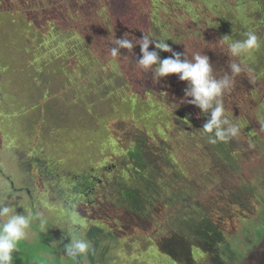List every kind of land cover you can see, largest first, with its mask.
Returning <instances> with one entry per match:
<instances>
[{
    "label": "rangeland",
    "instance_id": "374dc122",
    "mask_svg": "<svg viewBox=\"0 0 264 264\" xmlns=\"http://www.w3.org/2000/svg\"><path fill=\"white\" fill-rule=\"evenodd\" d=\"M230 1L204 0L207 15H203V20L209 28L200 34L208 37L207 41L219 40L212 35L218 34V30L223 31V35L231 31L241 34L244 26L252 28L251 31L260 29V34H264V16H261L264 0H238V3L242 2L241 6ZM36 2L29 5L33 3V8H36ZM48 2L46 0L42 5ZM12 3L9 8L3 9L4 6L0 10V78L4 79L0 82V200L11 203L18 213H31L34 217L41 213L46 221L42 229L41 219L37 217L33 220L27 242H19V251L13 252V264H70L74 258L68 261L62 254L56 256L53 248L61 243L63 237L71 240L70 230L71 235L87 239L92 245L93 250L81 257L82 264H185L173 242L155 240L163 236L165 230L175 228L170 236L173 238L177 226L188 232L185 225L189 220L183 219L187 210L180 206L182 196L179 192L172 194L168 206L162 209L156 220L133 215L121 218L115 211L117 202L109 204L104 197L101 198L102 191L110 189L116 178L123 174L127 176L117 171L121 163L127 162V156L121 158L122 152L119 151L111 156L112 143L116 138L111 135L110 127L114 128L111 124L122 119L121 111L125 117L140 111L134 126L140 131L155 132L157 127L164 130L162 125L171 127L167 115L160 118L156 113L149 112L155 104L152 97L145 93L129 96L126 91L127 82L132 77L128 76L127 65H119L116 61L128 63L134 58L136 61L137 55L125 52L119 60L106 57L100 61L77 32L76 35L64 32V24L51 19L38 29L34 21L28 20L26 6L16 1ZM119 7L115 6L113 10ZM191 8L196 7L192 5ZM236 12L239 19L235 22ZM68 17L74 20L75 13H70ZM241 20V26L237 25ZM38 40L64 43H60L59 48L43 52L46 53L45 60H34ZM198 40L206 42L205 39ZM49 42L44 45L52 46ZM198 46L202 47V44ZM31 62L41 70L35 78L25 79V70L18 66ZM245 65L253 69L251 76L255 78L254 82H257L256 78L258 82L255 86L248 80L249 86L254 85L250 90L247 86L246 96L250 100L243 105L260 102L259 106L245 107V117H235L230 112L225 114L235 120L233 123L237 122L244 133L239 140L233 138L228 141L231 144L235 141L234 145L240 142V152L234 155L235 161L223 162L221 159L212 164L205 177L207 181H200L202 191H198V204L205 207L220 206L216 203L221 201L222 196H226L229 202L231 198H239L245 205H233L241 216L236 219L237 224L231 222L227 225L230 237L211 257L204 260L205 254L194 246L195 243L190 245L191 260H195L196 264H264V63L257 58L253 64L246 61ZM72 66L79 71L71 69ZM65 68L69 70V78ZM244 74L247 76L245 79H249V75ZM51 77H57L66 84L47 87ZM141 81L156 90L152 81ZM118 82H121L120 86ZM137 86L134 82L130 90L134 91ZM78 91L84 98L74 102ZM133 98L136 99L134 103ZM189 111L196 112L195 106ZM252 118L254 123H251ZM106 125L110 127L106 128ZM134 127L131 122L120 129L130 137L134 134ZM74 129L84 134L86 139L92 138V141L84 148L73 145V142L70 144L66 136ZM138 145L149 151L147 143ZM116 148L113 145V149ZM183 154L182 149L178 156ZM187 155L184 159L177 158L169 165L170 168L162 169L163 176L175 174L178 179L173 177L174 185L179 188H184L186 182L190 184L187 177L193 174L185 168L188 165ZM93 184L95 192L91 189ZM79 192H87L85 197L89 204ZM240 194L241 198L236 197ZM247 201L260 207L256 211L250 210ZM156 229L162 232L156 234Z\"/></svg>",
    "mask_w": 264,
    "mask_h": 264
},
{
    "label": "trees",
    "instance_id": "16d2710c",
    "mask_svg": "<svg viewBox=\"0 0 264 264\" xmlns=\"http://www.w3.org/2000/svg\"><path fill=\"white\" fill-rule=\"evenodd\" d=\"M12 1H16L19 5L23 4L26 6L28 20L34 21L38 29L43 28L46 21L51 19L56 20L58 24H64V32H74L75 35L77 32V34L81 35V37L87 41L89 44L88 46L95 51L100 61H102V58L106 57L119 60L121 55H124L125 52L136 54L138 59L141 55L139 44H135L132 51L120 49V54L113 57L111 56L110 49L115 45H113L112 41L114 38H123L126 36L130 40L132 39L134 43H139V39L143 33H146L150 34L153 39L165 40L173 50L175 48L178 52L186 53L188 59H192L195 53L207 55L210 59V63H212L214 75L217 77L222 76L225 71L228 70L229 57L223 48L217 47L218 39H215L214 42L209 40V42L206 40L209 39L208 37L204 38L202 34H200L202 31L205 32L204 30L209 28L203 20V15H207L204 0H158V2L157 0H48L49 2L46 5H42V2L46 0H0V10H2L4 6L3 9L12 6ZM258 1L260 2V0ZM30 2H36V8H33V3L29 5ZM230 2L236 6H241L242 4V2L238 3V0H231ZM119 5L120 7L118 9L113 10L115 6ZM192 5L196 8L192 9ZM239 8L240 7H238V9ZM56 9H58V11H55ZM233 9L238 10L236 8ZM70 13H75L74 20L68 17ZM57 15H59V17H57ZM171 15L174 16V18H171ZM178 16L183 18L180 19ZM261 16H264V9L261 10ZM196 19H198V21ZM238 19L237 13L234 19L235 22L236 20L238 21ZM241 22L242 20L237 25L241 26ZM158 23L161 25L159 26ZM252 26H254V24ZM244 27L245 30L241 34L231 31L228 36L236 40L244 39V34L252 29L249 26ZM213 29L216 30L215 28ZM258 30L260 29L254 30L253 32L259 37L260 47L251 51L252 54L248 56L247 59H244L252 64L256 62L257 58H259L261 63H264V34H260ZM218 31V34L212 35L219 38L223 37V31ZM260 36H262V39ZM92 38L96 39V41L92 40ZM198 38L201 40L205 39L206 42L199 41ZM42 41L44 40H38V43H36L37 53L34 56V60L38 58L45 60L46 58H44V55H46V53L43 52L59 48L58 45L64 43V41L47 40L44 41V43ZM47 42L52 44V46L49 47L44 45ZM199 44H202V47H199ZM153 48L154 45L151 46L150 50ZM92 54L95 56L94 52ZM170 55V52H160L161 58L169 57ZM182 59H184L183 56ZM232 59H240L244 64L246 63L242 58ZM116 62L119 65L126 64L128 76L132 77L131 80H128L126 86V91L129 96H137L141 93H145L152 97L155 104L152 105V110H149V112L156 113L157 117L160 118L167 115V117H169L168 123L171 127L169 129L162 125L164 130H160L157 127V131L155 132L154 130L146 132L136 129L134 126L137 124L136 120L140 117L138 116L139 110L135 113H130L127 117H125V114L121 111L122 119L116 121V124H111L114 128L110 127V125H106V128L110 127L113 138L114 136L116 138V141H113L112 144L116 145L117 148L113 149L112 145L111 156L113 155L114 157V153L117 154L118 151L120 153L122 152L121 158L127 156V162L121 163L120 166L117 167V171L126 173L127 176L123 174L116 178L110 189L102 191L101 198L104 197L109 204L117 202L115 211L121 218H123V215H133L134 217L141 216L145 220L149 218H154V220H156L158 215L162 213V209L168 206L167 203L171 201L172 194L179 192L182 197L180 200L178 198L176 199L181 201L180 206H184L187 210L183 219L189 220L187 223L190 224L186 223L185 226L188 227L190 235H186L188 232L185 233L181 230V226H177L178 230L172 234L174 235L173 238H170V236L175 228L165 230V234L159 236L155 240H158L160 243L165 241L171 244L173 242V246H175V248L177 247L179 250V255L182 258L181 261L185 264H196L195 260L194 262L191 260L192 251L190 248V245L195 243L194 246L205 254L204 260H206L211 257L212 254L216 253L218 248L223 246L224 242L230 237L228 230L226 231L227 225L231 222L237 224L236 219L238 216H241L233 209V205L239 204V206L244 207L245 204H241L239 198H231L229 202L226 196H222L221 201H217L216 203L221 204L218 207L217 205L214 207L200 205L198 204V191L202 190H200L199 184L200 181H207V178H205L206 174L209 173L207 171L212 169V164L215 162L221 159H223V162L225 160L235 161L234 155L240 152V142L235 145L234 142L239 140L244 133L241 130L240 135L234 138L236 140L233 142L231 141L232 144L229 142H218L217 144L208 143V134L203 132L202 126L209 118L210 114H203L196 106V112H190V107L194 105L182 102L184 99V90L187 87L186 81H180L178 79V74H169L166 77L155 80L152 73L155 69L153 68L149 71L140 69L135 63V58L128 63H122V61ZM18 68H23L25 70L27 75L24 76L25 79L35 78L41 70L32 65V62L21 64ZM71 69L79 71L76 66H72ZM64 70L67 71V76L69 78V70L67 68ZM245 78H247V76L244 73L235 77L233 89L223 96L225 114L232 113L235 117H245L247 113L245 107L259 106L260 102L254 105L249 103V106L243 105L250 100V98L246 96L247 86H249L248 80L250 81V79ZM141 80L152 81L155 87H157L156 90L154 88H148L149 86H146ZM244 80H246V82ZM3 81L4 79L1 77L0 82ZM256 81L258 82L257 78ZM134 82L137 83L138 86L141 85V88L137 86L134 91H131L130 87L133 86ZM257 82H254L255 86ZM52 84H61V86H63L66 83L59 80L57 77H51L47 83V87L53 86ZM117 84L120 86L121 82ZM252 85L249 86V90ZM89 92L94 95L91 91ZM106 97L109 99L108 95H106ZM83 98L81 91H78L73 101L76 102ZM133 99L132 102L134 103L136 99ZM187 99L190 100L192 98L187 97ZM232 100L236 101L230 104ZM161 112L165 114L162 115ZM132 116L134 118H132ZM230 120L232 122L235 121L233 119ZM199 121H201V124ZM131 122L134 127L132 129L134 134L129 137L128 134H126L127 132L120 128L122 125ZM247 122L249 124V121ZM254 122L255 119L252 118L251 123ZM115 127L116 131L114 130ZM1 130L2 129H0V131ZM244 138L243 136L242 140H244ZM96 139H100V137ZM66 140L69 143L73 142V145H79V147L84 148L92 141V138L86 139L84 134H79V132L74 129L66 136ZM146 143L149 147V151H146L143 147L138 145H144ZM182 149L184 154L178 156ZM186 155L188 165L184 166L187 171H192L193 174L191 173L192 176L187 177L190 184L186 182L184 188H179L177 185H174L173 177L178 179L174 176L175 174L173 176H168L167 174L163 176L162 171L170 168L171 166L169 165L176 161L177 158L184 159ZM133 160H135V164H133ZM114 168H116L115 160ZM90 170L94 171L92 168H90ZM254 184L257 185L256 183ZM79 193L86 199V203H88L89 200L85 197L87 192ZM236 197L241 198L242 194ZM245 200L247 199L245 198ZM255 200L258 202V199ZM247 202L250 203V210L254 209L256 211V209L260 207L258 204L255 205L252 201ZM139 226L142 227L141 225ZM161 232V229H156V234ZM152 238L154 239V236H152ZM26 242L27 240H23L22 244Z\"/></svg>",
    "mask_w": 264,
    "mask_h": 264
},
{
    "label": "clouds",
    "instance_id": "9594fccd",
    "mask_svg": "<svg viewBox=\"0 0 264 264\" xmlns=\"http://www.w3.org/2000/svg\"><path fill=\"white\" fill-rule=\"evenodd\" d=\"M244 39L234 40L224 35L217 43L225 50L229 57L228 70L222 76L214 75L212 63L207 55L195 53L192 59H188L186 53L174 51L165 40L153 39L150 34L143 33L139 43L124 36L114 38L111 47V56L120 54V49L132 51L135 44H139L141 55L135 61L136 65L144 70L155 69L153 78L159 80L169 74H178L180 81H186L182 102L198 107L203 114H210L203 124V132L208 134L207 141L210 144L228 142L240 135V126L233 123L225 115L223 96L231 92L235 85V77L242 73L249 75L250 82L255 78L251 76L252 69L247 67L242 58L252 50L260 47L257 34L248 31ZM154 45L152 50L149 46ZM170 52L171 56L161 58L160 52ZM182 56L184 59H182ZM191 97L192 99H187ZM41 219V228L46 221L41 213H18L13 205L6 200H0V264H13V252L19 251V242L28 239L31 224L35 218ZM70 244L65 248V254L71 258L87 256L93 249L90 241L71 235Z\"/></svg>",
    "mask_w": 264,
    "mask_h": 264
},
{
    "label": "flooded vegetation",
    "instance_id": "af4514ba",
    "mask_svg": "<svg viewBox=\"0 0 264 264\" xmlns=\"http://www.w3.org/2000/svg\"><path fill=\"white\" fill-rule=\"evenodd\" d=\"M97 186V185H96ZM92 191L95 192V185L93 184L92 187H91ZM84 195V194H83ZM89 203V201H88ZM62 240V241H61ZM61 243L60 244H55L54 245V254L56 256H60L61 254L64 255L66 258H68V261L71 260V257H68L66 254H65V248L70 244V241H68V239L66 237H63L61 239ZM81 257L79 258H74V260L72 262H70V264H82L81 262Z\"/></svg>",
    "mask_w": 264,
    "mask_h": 264
}]
</instances>
